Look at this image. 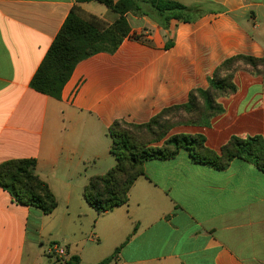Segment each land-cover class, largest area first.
<instances>
[{
    "label": "crops",
    "instance_id": "1",
    "mask_svg": "<svg viewBox=\"0 0 264 264\" xmlns=\"http://www.w3.org/2000/svg\"><path fill=\"white\" fill-rule=\"evenodd\" d=\"M172 1L204 14L164 28L127 13L135 37L115 53L82 60L58 100L31 82L72 9L106 27L118 14L97 1L0 0V164L35 159L57 200L71 202L90 177L116 165L114 122L149 123L187 104L196 88H208L226 59L264 57V0ZM235 83L236 93L218 99L224 111L209 127L179 125L169 135H204L217 152L234 136L264 139L263 76L239 71ZM144 170L127 204L104 214L90 207V244L97 247L88 263L116 254L111 264H264V173L252 161L237 158L219 170L181 149L173 158L147 161ZM57 211L19 204L0 187V264H43L53 242L67 245V263L78 256L70 250L79 242V214L67 206L58 220Z\"/></svg>",
    "mask_w": 264,
    "mask_h": 264
},
{
    "label": "trees",
    "instance_id": "2",
    "mask_svg": "<svg viewBox=\"0 0 264 264\" xmlns=\"http://www.w3.org/2000/svg\"><path fill=\"white\" fill-rule=\"evenodd\" d=\"M97 1L118 14L117 20L104 26L98 17L85 20L73 8L57 35L31 86L34 90L60 100L76 66L95 54L115 53L127 37H135L126 18L129 12L147 15L161 27L172 20L196 22L204 12L200 7L186 6L172 0H78L79 3ZM246 71L264 78V57L237 55L226 59L208 78V88H196L187 104L162 111L146 124L116 121L109 129L112 139L111 154L116 165L103 175L92 176L84 188L86 202L98 214L113 211L127 204L134 183L145 175L144 165L149 160L175 157L181 149L190 152L197 163L223 170L234 159L252 161L264 173V139L261 136L242 139L232 137L220 151L207 147L204 135L176 134L161 145L168 133L179 125L209 127L214 117L223 113L220 97L237 92L235 76ZM175 113L176 123L165 127L168 114ZM35 159H12L0 164V187L19 203L51 214L58 208V200L49 185L36 173ZM116 254L100 264H111Z\"/></svg>",
    "mask_w": 264,
    "mask_h": 264
},
{
    "label": "rangeland",
    "instance_id": "3",
    "mask_svg": "<svg viewBox=\"0 0 264 264\" xmlns=\"http://www.w3.org/2000/svg\"><path fill=\"white\" fill-rule=\"evenodd\" d=\"M95 5H100L99 2L94 3ZM162 125H164L165 127H168L174 123H176L177 118H176V114L175 113H171L168 114L167 117L164 119H162ZM172 131V130H171ZM171 131L168 133V135L166 136V138L161 142V145L164 143L165 140H167L169 137H171L172 135H169L171 133ZM81 190H79L78 195L76 196L77 199H73L71 202L69 201L67 203V201L65 200V196L60 197V199H58V211H57V219L60 220L62 217H64L66 214V207L70 206L71 209H73V212H78V217H76V223L78 224L77 226V230H78V240L79 242L77 243V245H73V249L74 250H70V257L73 256L74 254H79L78 256L75 257H71V260L67 261V258H58L56 256H51L48 254V249H49V245L46 251V254L44 255V263L43 264H90L88 263L85 259H93L92 254L95 252V245H91L90 241L92 240V231L95 225V214L92 210V208H90V205L86 202L85 198H84V192L81 194ZM77 215V214H76ZM52 226V225H51ZM54 228H57L55 226H52ZM62 227H59V223H58V229L60 230ZM60 232V231H59ZM58 232V233H59ZM94 243L97 244L96 241H94ZM52 244H57L60 245L61 247L66 248V251L68 252V247L67 245H64V243H58V242H53ZM70 248H72L71 246H69ZM75 252V253H74ZM78 252V253H77ZM69 256V253H68ZM77 258L79 259L78 262L74 263L73 261Z\"/></svg>",
    "mask_w": 264,
    "mask_h": 264
},
{
    "label": "built area",
    "instance_id": "4",
    "mask_svg": "<svg viewBox=\"0 0 264 264\" xmlns=\"http://www.w3.org/2000/svg\"><path fill=\"white\" fill-rule=\"evenodd\" d=\"M48 254L64 259L67 256V251L66 248L61 247L60 245L51 244L48 249Z\"/></svg>",
    "mask_w": 264,
    "mask_h": 264
}]
</instances>
